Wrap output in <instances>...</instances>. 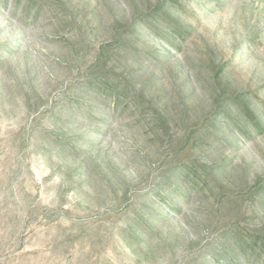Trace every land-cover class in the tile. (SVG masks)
I'll list each match as a JSON object with an SVG mask.
<instances>
[{
	"label": "rangeland",
	"instance_id": "1",
	"mask_svg": "<svg viewBox=\"0 0 264 264\" xmlns=\"http://www.w3.org/2000/svg\"><path fill=\"white\" fill-rule=\"evenodd\" d=\"M0 264H264V0H0Z\"/></svg>",
	"mask_w": 264,
	"mask_h": 264
}]
</instances>
